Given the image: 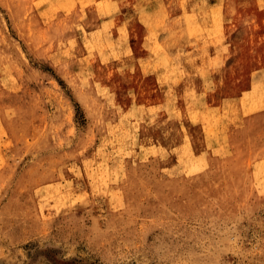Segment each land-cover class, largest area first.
<instances>
[{
	"label": "rangeland",
	"instance_id": "1",
	"mask_svg": "<svg viewBox=\"0 0 264 264\" xmlns=\"http://www.w3.org/2000/svg\"><path fill=\"white\" fill-rule=\"evenodd\" d=\"M0 264H264V0H0Z\"/></svg>",
	"mask_w": 264,
	"mask_h": 264
},
{
	"label": "bare ground",
	"instance_id": "2",
	"mask_svg": "<svg viewBox=\"0 0 264 264\" xmlns=\"http://www.w3.org/2000/svg\"><path fill=\"white\" fill-rule=\"evenodd\" d=\"M239 104V103H238ZM242 105V104H241ZM240 107V106H239ZM241 108V107H240ZM243 110V109H242ZM239 111H240V109H239ZM186 141V140H185ZM189 141H190V139H189ZM185 147V146H184ZM183 146H182V148H184ZM179 148V147H178ZM180 151H182V150H180ZM184 155V154H183ZM184 157H185V155H184ZM193 159H195V158H193ZM193 159H191V160H193ZM183 160H184V158H183ZM191 164V163H190Z\"/></svg>",
	"mask_w": 264,
	"mask_h": 264
}]
</instances>
